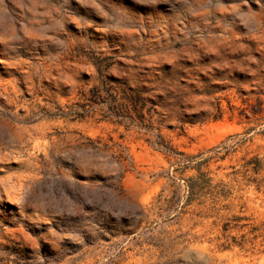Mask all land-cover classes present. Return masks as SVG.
<instances>
[{
  "label": "rangeland",
  "instance_id": "1",
  "mask_svg": "<svg viewBox=\"0 0 264 264\" xmlns=\"http://www.w3.org/2000/svg\"><path fill=\"white\" fill-rule=\"evenodd\" d=\"M0 264H264V0H0Z\"/></svg>",
  "mask_w": 264,
  "mask_h": 264
},
{
  "label": "trees",
  "instance_id": "2",
  "mask_svg": "<svg viewBox=\"0 0 264 264\" xmlns=\"http://www.w3.org/2000/svg\"><path fill=\"white\" fill-rule=\"evenodd\" d=\"M193 190V189H192Z\"/></svg>",
  "mask_w": 264,
  "mask_h": 264
}]
</instances>
